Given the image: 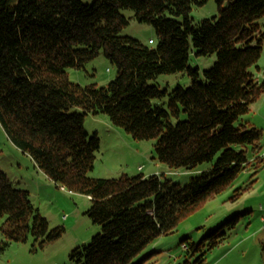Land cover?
<instances>
[{
    "label": "trees",
    "instance_id": "1",
    "mask_svg": "<svg viewBox=\"0 0 264 264\" xmlns=\"http://www.w3.org/2000/svg\"><path fill=\"white\" fill-rule=\"evenodd\" d=\"M207 1L0 0V122L49 179L91 198L87 214L102 225L71 251L72 264H147L152 253L136 260L145 247L241 173L252 170L253 179L264 165V130L239 122L264 92V78L252 71L263 50L264 0H217L218 14L195 22L192 5ZM124 8L154 26L156 46L121 34L130 23ZM191 46L198 56L216 55L203 76L189 62ZM101 51L117 68L113 80L99 86L69 78V67L85 69ZM179 71L189 74V86L169 92L149 83ZM99 113L136 139H156L157 158L173 168L212 166L186 185L158 174L92 177L100 137L86 129L85 117ZM254 182L237 188L233 199ZM245 213L199 242L182 239L200 253L193 264L225 241ZM2 218V249L31 236L44 246L64 231L51 227L30 191L0 168Z\"/></svg>",
    "mask_w": 264,
    "mask_h": 264
},
{
    "label": "rangeland",
    "instance_id": "2",
    "mask_svg": "<svg viewBox=\"0 0 264 264\" xmlns=\"http://www.w3.org/2000/svg\"><path fill=\"white\" fill-rule=\"evenodd\" d=\"M218 11L217 0H208L204 4L194 3L191 17L199 22L218 14ZM122 13L130 18V23L123 28L121 34L135 37L148 46H156L158 37L149 21L135 19L132 9L124 8ZM259 21L264 31V17ZM151 39L153 42H150ZM193 50L194 47L191 46L189 62L194 68L198 67L203 76L204 71L216 61V55L198 56ZM67 71L69 78L81 85L97 83L104 86L117 74L116 66L103 51L87 62L85 69L69 67ZM252 71L259 81L263 80L264 38L261 57ZM191 82V77L184 71L162 73L149 81L169 92L178 85L189 86ZM167 101L168 97H165L157 102ZM239 122L254 124L264 130V92L251 103L249 111L240 117ZM85 127L91 133L97 131L100 137V149L94 169L90 172L92 177L158 174L186 185L194 175L212 166V162H205L195 168H173L157 158L154 147L156 139H136L124 128L113 125L104 113L88 114L85 117ZM5 130L0 122V168L8 174L15 186L30 191L34 205L48 219L51 227H64V231L61 236L46 242L44 246H39L32 236L26 242H10L5 249L0 248V264H72L69 256L71 251L89 243L95 234L103 231L102 225L94 223L87 214L92 200L84 193L62 187L45 177L31 156L18 148L8 138ZM252 173V170L241 173L225 190L183 218L176 230L151 242L136 260L152 253L147 264H187V260L193 264L200 253L183 249L182 239L188 237L189 243L199 242L208 231L215 229L226 219L248 211L241 215L225 241L206 252L205 260L200 264H264V226L260 220V216L264 215V165L253 179ZM251 180H255L253 186L233 199L235 190L246 186ZM2 221L4 218L0 219V246L2 240H5L1 235ZM157 242L159 246L156 247ZM160 249L163 251L158 252Z\"/></svg>",
    "mask_w": 264,
    "mask_h": 264
},
{
    "label": "built area",
    "instance_id": "3",
    "mask_svg": "<svg viewBox=\"0 0 264 264\" xmlns=\"http://www.w3.org/2000/svg\"><path fill=\"white\" fill-rule=\"evenodd\" d=\"M150 42H153V39H151ZM261 223L264 226V215H261ZM182 247H183V249L187 250L188 249L187 243L186 242L185 243H182Z\"/></svg>",
    "mask_w": 264,
    "mask_h": 264
},
{
    "label": "crops",
    "instance_id": "4",
    "mask_svg": "<svg viewBox=\"0 0 264 264\" xmlns=\"http://www.w3.org/2000/svg\"><path fill=\"white\" fill-rule=\"evenodd\" d=\"M33 161H34V160H33ZM41 171H42V170H41ZM42 172H43V171H42ZM43 174H44L45 177L49 178L45 173H43ZM260 217H261V216H260ZM260 220H261V218H260ZM155 246H156V247L159 246V243L157 242ZM160 247H161V246H160ZM155 251H156V250H155ZM159 251H163V249L158 250V252H159ZM160 256H161V255H160ZM156 257H157V255H156Z\"/></svg>",
    "mask_w": 264,
    "mask_h": 264
}]
</instances>
